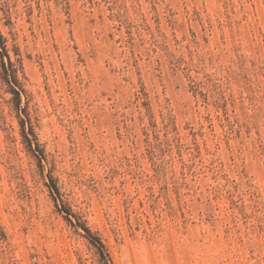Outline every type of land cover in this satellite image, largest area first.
I'll return each instance as SVG.
<instances>
[{
    "label": "rangeland",
    "instance_id": "obj_1",
    "mask_svg": "<svg viewBox=\"0 0 264 264\" xmlns=\"http://www.w3.org/2000/svg\"><path fill=\"white\" fill-rule=\"evenodd\" d=\"M0 35V264H264V0H0Z\"/></svg>",
    "mask_w": 264,
    "mask_h": 264
},
{
    "label": "trees",
    "instance_id": "obj_2",
    "mask_svg": "<svg viewBox=\"0 0 264 264\" xmlns=\"http://www.w3.org/2000/svg\"><path fill=\"white\" fill-rule=\"evenodd\" d=\"M20 65L19 60L16 61ZM17 68L16 64L10 61V58L7 53L6 44L4 39L0 35V81L3 85L6 86V92L12 96V100L15 101V109L18 110L20 103V95L24 92L22 86L17 79ZM19 124L21 128V137L28 148L29 152L34 155L33 144L38 148V145L35 141V136L32 132L31 125L25 127L24 121L19 118ZM65 220L71 226H79L84 232V238L98 251L102 254V245L100 240L94 236L82 223H77L78 225H73L72 222L68 219V213L66 214Z\"/></svg>",
    "mask_w": 264,
    "mask_h": 264
}]
</instances>
